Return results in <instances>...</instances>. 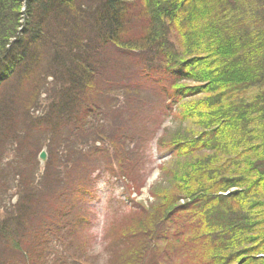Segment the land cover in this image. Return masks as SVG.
Segmentation results:
<instances>
[{"label": "trees", "instance_id": "16d2710c", "mask_svg": "<svg viewBox=\"0 0 264 264\" xmlns=\"http://www.w3.org/2000/svg\"><path fill=\"white\" fill-rule=\"evenodd\" d=\"M130 58L137 73L117 81ZM156 135L173 188L154 211L134 202L132 241L109 264H163L153 250L180 215L190 264H264V0H0V264L78 248L90 182L105 172L138 191ZM43 146L38 177L24 168Z\"/></svg>", "mask_w": 264, "mask_h": 264}, {"label": "rangeland", "instance_id": "374dc122", "mask_svg": "<svg viewBox=\"0 0 264 264\" xmlns=\"http://www.w3.org/2000/svg\"><path fill=\"white\" fill-rule=\"evenodd\" d=\"M136 62L137 60L135 58L125 60L118 59L117 62H115L116 68H114V71L117 72L115 79L119 82H128L129 76L137 73L138 65L136 66ZM134 80L135 79H132L131 81ZM38 113L39 111L35 110V114ZM164 126L172 127L174 126V123L169 118L166 119L159 131H157V135L161 133ZM187 127L188 126L186 125H182V128L184 129ZM107 130H109V127ZM107 130L103 128L104 134L106 136L111 135ZM157 135L153 139L152 148L150 149L151 151H149L148 148L149 154L146 156L148 158L142 162V168H144L142 175L141 172H139V175L135 178L134 182L137 186H142V183L144 185L142 188L140 187L138 191H133V188L136 189V187L131 186V183L128 184L130 186L129 188L126 187L125 185L127 184L124 179H117L105 172L97 174L99 172L97 169L92 174V177L96 174L97 175L95 179L90 182L95 192L94 195L92 197L86 196L88 198H86V200L89 205L86 215L88 216L89 221L83 235L85 241L81 242L80 240L81 243L75 250L69 248V254L62 251L64 250L62 246L64 244L60 245L57 243L60 245V248L58 249L60 253V261L58 264H64L63 262L67 258L74 259V261L70 264H107V262L109 264V262H114V260L118 259L121 254L120 245L123 241L122 235L127 236L130 239L129 243H131L134 235L131 234L130 231L134 230L137 226V222L141 216V210H138L139 212H137L134 208L137 205H135L134 202H138L140 205L142 204L145 209L147 207L152 208L154 211L158 208L160 203L155 202L153 195H157L159 197L160 194L165 192L169 193V191L172 190L173 184H171L170 181L172 179L173 165L175 163L173 162V159L169 158L166 151L157 152L154 145ZM41 151H45L46 153L45 161H42L39 158ZM47 152L46 147L43 146L38 148L35 154L31 153V157L28 159V167L24 168L25 171L28 172L32 166L33 170L37 172L39 177L48 158ZM56 157L59 159V154ZM162 161H165L163 163L165 164V167L161 170L159 166ZM185 162L186 161H182L183 164ZM81 169L83 168L81 167L76 170L79 174L73 171H69V173L75 180L80 181V176L83 173ZM53 171L58 173L57 168ZM53 171L49 173L50 177L47 179L48 182L46 181V186L50 185L52 178L55 175ZM142 179H144V181H142ZM15 186L16 181H13L12 189L8 192L9 200L6 198L8 206L15 204L18 201L19 191ZM57 189H59L58 186ZM47 198L49 201H52L49 197H46L45 199ZM41 203L43 206H47V204H44L43 200ZM140 207L141 206H139V208ZM2 214L3 210L0 211V215ZM135 217L138 218L136 222H134ZM142 218H145V216ZM187 219L188 217L186 215L176 216L173 218L171 223L166 224L167 226L165 225L166 228H169L166 232L170 233L166 235L164 241H159V244L155 247L157 250H153L155 256L152 259H161V256L166 255V260L161 259L163 260V264H190L187 257H184V254L182 253V251L186 252L185 246L187 245V235L179 237V239L176 240L177 236L175 237L174 233H172L174 230H184V226H187L188 224ZM63 234L64 232L61 233V235ZM66 235L69 234L66 233ZM117 252H119L118 255L115 254ZM54 253V250H52L51 254H49L54 255ZM152 256L153 255L151 253L148 254L149 258ZM191 263L195 264V261L191 260ZM153 264L157 263L155 262Z\"/></svg>", "mask_w": 264, "mask_h": 264}, {"label": "water", "instance_id": "95a60500", "mask_svg": "<svg viewBox=\"0 0 264 264\" xmlns=\"http://www.w3.org/2000/svg\"><path fill=\"white\" fill-rule=\"evenodd\" d=\"M39 158L42 160V161H45V158H46V153L45 151H41L40 154H39Z\"/></svg>", "mask_w": 264, "mask_h": 264}]
</instances>
